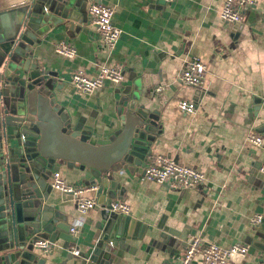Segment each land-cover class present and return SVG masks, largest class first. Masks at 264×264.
I'll list each match as a JSON object with an SVG mask.
<instances>
[{
  "label": "crops",
  "instance_id": "crops-1",
  "mask_svg": "<svg viewBox=\"0 0 264 264\" xmlns=\"http://www.w3.org/2000/svg\"><path fill=\"white\" fill-rule=\"evenodd\" d=\"M34 1L0 0V30L17 33L25 21L26 6ZM98 1L83 3V21L75 23L69 38L54 39L53 34L63 28L38 35L35 56L47 70L58 72L56 92L61 104L76 117L84 116L94 134L108 136L122 126L120 99L136 95L146 108L161 110L162 129L152 146L153 155H166L206 175L205 184L189 190L146 180L144 170L152 156L145 167L120 171L114 201L128 203L131 216L149 229L143 239L114 247L105 264H177L186 243L197 235L223 247L249 246L245 257H234L227 264H262L256 244L264 242V222L253 225L250 220L255 214L264 217V147L248 143L246 135L252 129L264 137V0L248 7L243 23L222 20L225 0H174L162 6L157 0H101L114 8V22L122 29L113 49L104 44L88 13L89 5ZM62 41L76 47L74 57L56 51ZM193 56L207 66L206 91L200 96L196 87L177 79ZM117 64L125 73L121 84L106 80L87 93L71 83L74 71L94 76L101 66ZM157 86H163L161 92ZM182 100L196 101V111L182 112L178 106ZM55 170L70 183L92 186L89 172L81 171L79 165L57 166L52 173ZM52 195L67 232L72 234L71 227L82 218L78 233L72 234L70 250L91 251L98 239L102 207L81 216L71 195L54 188ZM86 196L98 198L93 189ZM162 235L174 244L158 248ZM151 236L156 237L152 246ZM53 243L49 252L38 250L41 264H95L86 263L81 254L71 255L63 239ZM194 264L203 263L197 259Z\"/></svg>",
  "mask_w": 264,
  "mask_h": 264
},
{
  "label": "water",
  "instance_id": "water-1",
  "mask_svg": "<svg viewBox=\"0 0 264 264\" xmlns=\"http://www.w3.org/2000/svg\"><path fill=\"white\" fill-rule=\"evenodd\" d=\"M86 1L35 0L26 6L17 33L0 30V264H41V249L36 246L41 239L61 238L64 248L71 249L74 237L66 231L52 195V170L57 166L79 165L97 187L102 207L99 234L91 251L81 252L86 263H107L114 247L143 239L149 229L131 214L113 211L112 202L119 188L116 175L134 166L145 167L153 155L152 146L162 129L161 110L146 108L136 95L125 96L118 103L121 128L98 136L84 116L76 117L61 104L58 72L47 70L35 56L38 35L63 28L53 34L54 39L69 38L75 23L83 21ZM164 4L158 1L159 6ZM151 237L152 246L156 237ZM173 244L164 235L156 243L158 248ZM256 246L264 264V242Z\"/></svg>",
  "mask_w": 264,
  "mask_h": 264
},
{
  "label": "built area",
  "instance_id": "built-area-1",
  "mask_svg": "<svg viewBox=\"0 0 264 264\" xmlns=\"http://www.w3.org/2000/svg\"><path fill=\"white\" fill-rule=\"evenodd\" d=\"M165 3H172L174 0H157ZM258 0H225L220 11L222 20L227 23H243L248 7L255 5ZM89 16L92 23L96 26L102 41L109 48H115L122 29L114 22V8L108 5L94 2L88 7ZM56 51L59 54L70 58L77 54L74 45L67 42H59L56 45ZM206 64L198 56H193L185 62L184 67L177 74V79L181 83L196 87L198 90L206 91ZM106 80H111L116 84H121L125 80L124 69L121 65L101 66L98 73L89 76L83 71H74L71 75V83L75 88L83 92H93L103 86ZM163 86H157L156 90L161 92ZM180 110L184 113H194L197 109L196 101L182 100L178 104ZM246 141L256 147H264V137L252 129L246 135ZM261 170L264 173V159ZM51 184L55 190L64 194L71 195L76 201L77 210L84 216L89 210L98 206V198L87 197L86 193L90 190H96V186L77 185L66 181L59 170L52 173ZM144 179L154 181L175 190L198 189L206 182L204 172L195 167L184 166L176 162L173 158L163 154L152 155V162L145 167ZM112 210L120 214H130L131 207L123 200L112 202ZM78 218L75 225L71 227L70 232L75 235L78 233ZM253 225H259L264 221L261 214H255L251 217ZM54 243L48 239H41L36 242V246L43 252H49ZM72 254L80 255V250H72ZM249 252V246L243 243H235L228 247L220 246L213 242H206L200 236L191 238L185 246V250L177 264H194L197 259H201L203 264H227L234 257H245ZM174 264V263H164Z\"/></svg>",
  "mask_w": 264,
  "mask_h": 264
}]
</instances>
